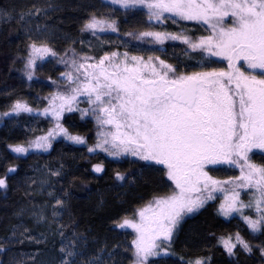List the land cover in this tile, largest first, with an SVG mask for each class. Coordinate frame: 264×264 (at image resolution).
I'll use <instances>...</instances> for the list:
<instances>
[{"label":"trees","instance_id":"obj_1","mask_svg":"<svg viewBox=\"0 0 264 264\" xmlns=\"http://www.w3.org/2000/svg\"><path fill=\"white\" fill-rule=\"evenodd\" d=\"M152 11L139 5L123 8L111 0H0V179L6 180V187L0 188V264H60V249L69 245L83 251L86 259L80 261L84 263L133 264L135 235L118 225L158 198L169 196L174 187L163 166L144 163L131 152L113 157L97 148L95 106L87 103V93L75 89L84 86L85 74L91 81L94 74L99 75L100 68H89L88 64L98 65L112 53L117 57L105 60L103 67L117 71L113 62L117 63L122 75H128L123 71L127 65L140 76L152 78L153 68L156 73L167 71L161 61L176 70L169 78L232 70L227 59L209 55L204 49L193 51L181 38H165L162 43L151 36L137 39L144 32H162L178 37L183 34L198 43L212 34L208 25L171 13H163L161 18H170L162 24L150 21ZM28 15L34 16L35 25L47 34L33 38L25 28ZM93 17L105 22L103 31L98 28L93 34L83 30ZM225 19L230 28L233 18ZM113 21L116 31L107 27ZM32 43L46 44L56 55L26 67L32 59ZM73 57L85 64L79 73L68 66ZM200 61H206L207 66L195 64ZM232 63L247 69L243 60ZM247 71L260 75L258 69ZM67 72H72L71 82L64 75ZM229 88L235 91V82ZM62 98L69 103L58 111L56 103ZM234 99L238 111V97ZM18 102L32 111L15 112L13 106ZM61 129L84 143L61 136ZM36 142L42 146L36 147ZM17 145L27 151L13 152ZM89 148L94 151L89 152ZM248 157L249 163L264 167V152L251 150ZM96 165L102 167L101 172L93 171ZM10 168L16 171L9 173ZM207 171L216 179L237 176L228 168ZM118 175L124 179H117ZM246 196L242 195V201ZM219 207V198H214L182 218L173 231L167 249L170 254L149 259L148 264H194L196 260L204 264H264V231L253 233L238 217L223 218ZM245 212L249 214L251 209ZM237 233L252 250L246 252L237 245L235 255L230 256L221 240L232 237L235 243Z\"/></svg>","mask_w":264,"mask_h":264},{"label":"snow or ice","instance_id":"obj_2","mask_svg":"<svg viewBox=\"0 0 264 264\" xmlns=\"http://www.w3.org/2000/svg\"><path fill=\"white\" fill-rule=\"evenodd\" d=\"M111 3L119 4L123 8L139 5L154 9L149 20L155 19L161 24L170 18H161L163 13H171L180 19L208 25L212 34L200 39L198 43L190 42L183 34L178 37L162 32H144L137 39L151 36L162 43L165 38H181L183 43L190 44L193 51L204 49L209 55L227 59L229 68L232 69L227 72L221 70L169 78L168 74L175 73L176 70L161 61V67L167 71L156 73L153 68V77L144 78L127 65L123 71L128 75L120 74V65L114 62L113 66L117 71L110 72L105 69L104 61L117 57L116 53H112L111 58L105 56L98 65L88 64L89 68L99 67L100 73L93 75L95 83L85 74L83 91L88 95L87 103L90 107L95 106L92 107L93 113L98 110L107 116L101 123L111 124L116 129L115 133L108 134L111 140L105 139L103 143L98 141L96 147L113 156L120 152H131L141 160L164 165L168 169V179L179 190L178 193L173 192L170 196L155 201L159 211L154 213L149 223L137 224L126 219L118 225L120 228H132L138 234L132 241L135 249L133 264H148L149 257L170 254L167 249L174 235L173 229L182 218L181 213H191L204 203V198H193L191 194L206 190L209 183H217L203 170L205 162L239 166V162L233 159L234 156L245 162L249 171L247 174L242 173L238 179L245 181L249 187L255 185L261 198L256 201L259 218L252 220L243 216V219L253 233L264 231V167L257 168L249 163L247 156V152L253 147L264 148V0H111ZM227 17L233 18L230 28L226 27ZM103 23L105 22L93 17L85 23L83 30H92L95 34L98 28L104 30ZM114 25L113 21L107 27L116 31ZM47 55L55 56L56 53L46 44L30 45V57L43 59ZM233 60H243L247 69H258L260 75L247 71L243 65L236 66L232 63ZM61 62L68 63L64 58H61ZM33 64L34 60L29 59L26 67ZM68 66L77 73L85 68V64L78 63L74 57ZM64 75L70 82L73 80L72 72ZM28 78L32 79L31 72L28 73ZM75 79L78 80V77ZM233 82L235 91L229 88ZM234 97H238V111ZM13 108L17 113L32 111L19 102ZM71 110L70 108L69 111ZM51 135L49 132V136ZM68 138L76 143H84L79 137ZM104 145L109 147L105 148ZM41 146L36 142V147ZM11 150L17 154L27 151L19 145ZM92 151L94 149L89 148V152ZM15 171V168L8 170L9 173ZM93 171L99 173L102 167L96 165ZM117 179L123 180L124 177L118 175ZM202 183L203 189L200 187ZM5 187L6 180L0 179V188ZM238 195L239 193L235 194L231 203L221 206L225 216L238 210ZM213 198L210 194L206 197ZM61 203L57 201L58 205ZM245 206L251 207V204L240 205ZM139 215L144 221V212ZM231 241L232 237L221 240L230 256L235 255L233 249L237 245L242 246L246 252L252 250L239 233L235 235V243ZM60 251V264H77L82 255L74 247H62ZM261 255H264V248L261 249ZM85 264H92V261L87 260ZM194 264L204 262L196 260Z\"/></svg>","mask_w":264,"mask_h":264},{"label":"rangeland","instance_id":"obj_3","mask_svg":"<svg viewBox=\"0 0 264 264\" xmlns=\"http://www.w3.org/2000/svg\"><path fill=\"white\" fill-rule=\"evenodd\" d=\"M27 17L28 18H26V21L28 23L25 24V28L27 29L28 33H30L33 36V38L40 39L41 38L40 36L43 33L44 34H47L45 30H43L40 27H37V25H35V21H34L35 18H34V16L28 15ZM47 56H45L43 59H41L40 57L32 56V60H34V62L43 61V60H46L47 59ZM195 64L196 65H199V66H201V65L207 66V62L206 61H200L199 63L198 62H195ZM90 75H92V73H90ZM91 82L92 83H95L94 80L91 81ZM83 87L84 86L81 85L79 87V89L81 88L83 90ZM68 103L69 102H66L64 98L60 99L59 102L56 103L57 110L58 111L63 110L64 107ZM237 108L239 109V106H237ZM52 113H53V111H52ZM95 113H96V117H95L96 125L98 127V141L100 143H103V141L105 139L111 140V136L108 135V134L109 133H115L116 132L115 127L113 125H111V124H105V123H101L100 122L101 120H106L107 119V116L105 114L100 113L98 110ZM55 115H57V113ZM55 117H57V116H55ZM97 117H99V119ZM122 131H126V130H122ZM60 135L61 136H64L65 138H68L69 137V135H66L63 132H61ZM103 147L108 148L109 145H104ZM251 150H253V151L255 150V151H259V152H264V148H259V147H253ZM113 151H115V150H113ZM121 153L124 154L126 152H120L116 156H119ZM248 153H249V151L247 152V156H248ZM111 156H113V155H111ZM113 157H115V156H113ZM135 157H137V156H135ZM233 159L239 162V166H237L236 164H233V165L230 166L228 164H211V163L205 162L203 164V170L205 172H207V173H208L207 169L222 167V168H228V169H230L231 172L237 173V176L234 177V178L233 177H229L227 179L226 178H224V179H216L215 177L210 176L208 174L212 178V180L217 181V183L216 184L209 183L208 188L206 190H202L201 192H193L191 195L193 196V198H196L198 196L201 197V198H204L203 205L205 203L213 200L214 198H219V200H220L219 211H220V214H221V216L223 218L228 219V218H231V217H238V218L242 219V221H244L245 223H247L243 219V216H248L252 220L258 219L259 216H260V212L257 211V207H256V201L261 198L260 197V192L257 191L255 185L249 187V186H247V184H246L245 181L238 179L242 175V173L243 174H247V172L249 171V169H248L247 165H245V162L243 160H241L239 157L234 156ZM143 161H144V163H150V162L155 163V161H145V160H143ZM158 165H161V164H158ZM161 166H163L165 168L166 177H167V171H168V169L164 165H161ZM222 172L223 171H221V173ZM169 181L172 183V185L174 187L173 192H177L178 193L179 190L176 189L175 184L173 183V181H171V180H169ZM225 181H228V183H224ZM200 187H201V189H203V183L200 185ZM213 189H215V190H213ZM236 193H239L238 197H236V203H237V209L238 210L237 211H234V212H230L227 216H225L224 213L221 210V206L222 205L226 206L227 204L231 203L232 202V199H233V197L235 196ZM245 193H247V196L244 197L243 198V201H242V195L245 194ZM209 194L212 197H214V198L213 199H206V197ZM248 204H251V207H247V206L240 207V205H248ZM199 208L195 209L191 213L186 212V211L185 212H182L181 213V217L182 218L188 217V216L194 214L196 211H198ZM247 209H251V212L249 214H246V212H245V210H247ZM158 211H159V209L157 208L156 203L154 202L153 204H150V205L146 206L145 208L139 210L136 213V215L131 220H129V221L130 222H133V223H137V224H140L142 222L145 223V224H147L153 218L154 213H156ZM140 212H144V216H145L144 221L141 220V217L139 215ZM182 218H180L179 221H181ZM179 221H178V223H179ZM120 229L131 231L135 235V238L138 235L135 232V230H133L132 228L125 227V228H120ZM174 229H173V231H174ZM232 243H234V241H232ZM69 247H74V249L76 250L77 245L76 246L75 245H69ZM77 253L82 254L81 257H80V259L77 261V264H85L84 262H81L82 260L84 261L86 259V256L83 254V251H78ZM164 256L165 255L162 254V255L156 256V257H149V259L156 260V259H159V258L164 257ZM101 257H103V255H101ZM103 260L105 261V259H103Z\"/></svg>","mask_w":264,"mask_h":264}]
</instances>
